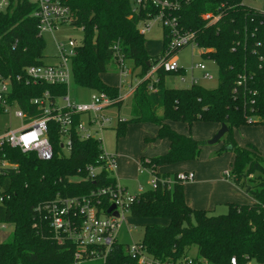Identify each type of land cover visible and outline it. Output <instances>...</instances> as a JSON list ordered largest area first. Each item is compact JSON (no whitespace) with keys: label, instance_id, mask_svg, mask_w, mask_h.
Here are the masks:
<instances>
[{"label":"trees","instance_id":"16d2710c","mask_svg":"<svg viewBox=\"0 0 264 264\" xmlns=\"http://www.w3.org/2000/svg\"><path fill=\"white\" fill-rule=\"evenodd\" d=\"M57 1L70 9V25L83 33L81 42L75 41L70 62L75 84L104 92L119 107V88L101 79L108 66L115 64V47L124 63L131 62V72L137 70L139 82L132 93L129 118L117 121L116 138L125 134L130 123H152L158 127L156 138L169 141L166 153L140 158V166L157 178V184L136 195L127 210L133 218L167 221L141 225L138 243L145 254L153 262L179 264L194 248L192 258L198 264H229L231 257L236 264L251 260L264 264V157L252 144L239 146L233 136L235 129L246 124L264 126V15L238 0H190L182 5L176 13L180 24L194 33L200 56L217 64L218 85L214 89L199 84L166 87L164 77L170 72L158 68L155 80L146 77L164 55L165 37L160 52L149 55L128 0ZM36 9L34 0H8L0 10V74L10 87L7 104L31 118L42 114L32 99L47 93L54 102L66 95L67 88L66 84L32 83L26 75V68L45 63V42L33 15ZM206 13L219 18L209 24L203 19ZM174 74L181 75L183 70ZM79 121L80 115H75L67 154L53 120L47 122L49 159L0 146V224L12 225L11 233L0 242V264H139L127 244L115 242L107 253L101 247H78L66 233H56L50 226L45 205L52 202L88 197L103 212L110 206L108 195L90 196L113 187L116 179L103 167L94 176L88 173L89 166L103 164L101 141L80 139ZM168 121L184 123L188 129L194 122L225 124L216 154L233 153L226 178L251 202L228 203L224 214L191 208L183 183L175 179L170 184L168 176L159 175L156 168L196 160L201 143L176 132ZM2 161L7 165L2 166Z\"/></svg>","mask_w":264,"mask_h":264},{"label":"built area","instance_id":"2783aa9c","mask_svg":"<svg viewBox=\"0 0 264 264\" xmlns=\"http://www.w3.org/2000/svg\"><path fill=\"white\" fill-rule=\"evenodd\" d=\"M37 9L33 15L38 20V32L52 33L58 25L70 24L72 15L70 9L57 0H34ZM131 5V12L137 17V30L139 34L145 35L154 26H159L165 37L166 46L164 55L159 58L156 65L151 67L146 77L151 76L156 69L162 68L164 72L175 73L182 70L177 64L176 53L188 45L195 44L194 33L183 29L179 16L176 14L182 5L190 0H128ZM240 3L256 2L258 0H238ZM8 0H0V10L7 6ZM264 15V0L262 8L258 10ZM218 15L206 13L203 19L209 24L218 20ZM196 45V44H195ZM75 40L70 39L66 44L55 42L56 56L55 62L40 66H30L26 68V75L32 83L45 82L48 84H66L71 72V57L74 55ZM115 64L119 70V75H127V67L123 57L115 47ZM201 71L202 79H211L203 64L197 63L190 68V79L188 86L197 84L198 79L192 75L193 71ZM182 75V74H181ZM185 82L184 78H180ZM10 92L8 80L3 79L0 74V105L3 113L13 114L20 119L22 124L15 129H8L0 134V146L6 144L11 148H18L21 152H35L39 159L45 160L52 156V149L47 138V122L55 121L59 125L60 146L67 154L71 147V128L73 117L80 115V121L76 125V133L82 140L95 138L94 133L110 126L111 118L104 113L108 107L114 106L116 99H111L104 92H94L90 96V101L76 103L71 101L67 95L56 101H51L47 93L41 98L32 99V104L42 111L39 117H28L26 113L18 108L7 104V96ZM120 99V96L118 97ZM58 100L62 103L59 104ZM86 115L87 119H82ZM102 147V146H101ZM103 164L100 166H89L87 168L90 176L97 174L101 167L105 168L112 176L117 165L115 154H107L103 151L100 156ZM2 166L7 163L2 161ZM142 168V167H141ZM145 169V168H143ZM175 179L180 182H189L194 179L192 172L177 173ZM228 172H225V176ZM154 188L157 178L152 174L150 181ZM108 195L110 205L114 204V211L117 216L107 214L99 208L96 201L88 197L67 198L63 201L52 202L45 205L49 213L50 226L56 233H66L78 247H101L107 253L111 246L117 242L118 231L125 220L129 205L134 201L136 195L128 194L119 184L111 188H101L91 192L90 196ZM108 209V208H107ZM129 253L137 259L139 264H161L153 262L141 248L140 244L134 243L128 246ZM80 256L77 253L76 257ZM179 264H198L192 257H186ZM229 264H236L234 257L230 258Z\"/></svg>","mask_w":264,"mask_h":264},{"label":"rangeland","instance_id":"374dc122","mask_svg":"<svg viewBox=\"0 0 264 264\" xmlns=\"http://www.w3.org/2000/svg\"><path fill=\"white\" fill-rule=\"evenodd\" d=\"M263 0H258L256 2H248V4L258 10L262 8ZM42 37L45 42V49H44V55H45V63L46 64H52L55 62L54 57L56 56V49H55V42L64 43L66 44L68 40L73 39L76 42H81L83 39V33L81 29H77L73 27L72 25L68 23L60 24L55 29H53L52 33H43ZM146 39L145 48L148 54L155 55L158 53V51L161 48L162 45V33L160 31L159 26H154L150 32L146 33L144 35ZM200 49L195 44H190L183 49L179 50L176 53L177 57V64L178 66L184 71L182 75L174 74V73H168L164 77V85L166 87H187L188 81L190 77V68L194 66V64L201 63L205 66L206 72L212 77L211 79L202 80L199 79V85H202L203 87L207 89H214L218 85V67L217 64L210 59H204L200 56ZM125 65L127 67V75L123 77V80L125 83H128L130 77L134 81H138L137 77V70L133 71L130 74L131 71V62H125ZM115 64H111L108 66L107 71L101 75L102 80L111 86L118 85V76L115 73L114 69ZM130 70V71H129ZM194 77L199 78L201 76V71L198 69H195L193 71ZM156 78V74H152V79ZM180 78H184L185 82H181ZM66 95L68 98L76 103H85L90 101V96L94 93L93 90L89 88H83L75 84L73 81L72 74H70L69 79L66 83ZM125 88L121 89L120 97H123L125 94ZM58 103L61 104L62 102L58 100ZM129 109H130V99H124L122 100L119 107L113 106L111 108V111L114 113H118V119L125 120L129 118ZM87 116H83V119H85ZM201 123H207V122H201ZM22 124V121L16 117L13 116V114L10 113H3L0 115V134L5 132L8 129H15L19 127ZM116 121L111 122V125L101 131H98L94 133V137L101 141L102 149L107 154H116L118 156V167L114 170V174L116 173L118 176L120 175V172L124 170H128V164L130 163V153L134 151L135 148L130 149L131 146L129 143L128 136H131L130 131V125L132 123L128 124L126 126L125 134L121 137L116 138L114 127H115ZM202 126V124H200ZM190 131V130H189ZM236 135L239 139V142L242 144H247L249 141H252L253 143L257 144V147L262 152V155H264V126L259 124H246L243 126H240L236 130ZM251 139V140H250ZM129 140V141H127ZM209 140V139H208ZM208 140L202 139L199 141L202 146H215L222 143L221 141L215 143V144H208ZM236 141V140H235ZM135 142V141H134ZM239 146L240 144L236 142ZM137 142L134 143V147H136ZM217 152V151H216ZM216 152L212 153L211 156L218 157L221 156L223 153L230 152V151H224L221 154H216ZM264 157V156H263ZM199 158V157H198ZM197 158V159H198ZM196 159V160H197ZM193 161V160H190ZM126 162V163H125ZM138 163V162H137ZM140 163V160H139ZM123 166V168L121 167ZM230 170V168H229ZM227 170V172H229ZM131 171V169H130ZM161 176H168V181L170 184H173L175 182V175L172 172L171 174H159ZM120 177V176H119ZM126 177V176H125ZM120 177L121 183L126 184L128 186V194L134 195V193L140 194V192H145L152 187L150 181L152 178V173L148 169H143L142 172L137 173L136 176L128 178ZM226 178V176H225ZM183 184L185 182H182ZM141 186V190L139 191L138 187ZM248 197V196H247ZM227 209L220 212L219 210L216 211V214H224L226 213ZM142 224L135 220V218L131 217L128 213L125 214V220L122 222L120 230L117 235L118 243L127 244L128 246H132L134 243H137L142 238ZM12 231V225H3L0 224V242L4 241L9 233ZM194 255V254H191ZM98 263V262H96ZM201 264H204L201 262ZM249 264H257L254 260H251Z\"/></svg>","mask_w":264,"mask_h":264},{"label":"crops","instance_id":"0c3cea01","mask_svg":"<svg viewBox=\"0 0 264 264\" xmlns=\"http://www.w3.org/2000/svg\"><path fill=\"white\" fill-rule=\"evenodd\" d=\"M160 50L158 51V53L160 52ZM113 70L118 76V85H116V87L119 88V92H121L122 88H125L126 90L123 97H120L121 102L122 100L128 98L130 99V103H131L132 93L139 80L138 81L135 80L133 83V79L130 77L128 83H125L123 77L119 75V70L116 64ZM131 73L132 72L130 71V74ZM192 75L194 76L193 73ZM150 77L152 78V75ZM197 79L199 80L202 78L200 76ZM197 84H199L198 81ZM112 107L113 106L106 108L104 110V113L111 118V122L116 121L117 123V121L120 119H118L117 112L114 113L113 111H111ZM158 113L160 114L161 111L159 110ZM86 119L87 117H85L84 120ZM167 123L176 132L184 135H190L193 139L197 141H200L201 138L205 140L210 139L213 135L216 134V132L220 128L219 123L194 122L191 125L190 129H188V127L184 123L171 122V121H168ZM200 124H202V126H200ZM130 127H131L130 128L131 136H128L129 138H127L130 141L129 140L127 141L131 143L130 149L133 148L135 149L134 151L130 150L131 164L125 162L128 165L127 166L128 170H126L125 172L124 170H122L120 172L119 176L120 177L126 176L125 178H128L129 176L134 177L136 176L137 173L143 171V168H141L139 163L140 158L156 157L166 153L167 150L169 149V141L167 139L156 138L158 132V127L156 125L152 123H132ZM236 130L237 129L233 131V136L236 142L240 144V146L252 144L257 148V150L262 155V152L259 150L256 143H253L252 141H249V143L247 144L240 143L236 135ZM134 141L137 142L136 147H134V143H135ZM220 148H221V144L215 146H202L199 154V158L197 160L161 165L156 168V172L158 174H171L173 172L174 175L177 173L192 172L194 174V179L192 181L185 182L183 184V192L186 203L193 209L206 210L208 212L216 214L217 210H219L220 212L226 210L228 203H250L251 199L247 197V195H245L241 190L235 187V185L231 183L227 178H225V172H227V170L231 168L234 159L233 153L226 152L218 157L211 156L212 153L218 151ZM116 158H117V165L115 169H117L118 167L117 155ZM121 167L123 168V166ZM113 176L115 177L116 182L119 184V186L122 187L126 192H128L129 191L128 186L126 184L121 183L120 177L116 173ZM138 189L140 191L142 189L141 186H139ZM134 195H138V193H134ZM135 220H138L141 224L153 222V223H159L165 225L167 223L166 220H162V219L150 220V219L135 218ZM195 252L196 251L194 248L191 249L188 256L194 257Z\"/></svg>","mask_w":264,"mask_h":264},{"label":"water","instance_id":"95a60500","mask_svg":"<svg viewBox=\"0 0 264 264\" xmlns=\"http://www.w3.org/2000/svg\"><path fill=\"white\" fill-rule=\"evenodd\" d=\"M227 128L225 126V124H220V128L219 130L216 132L215 135H213L209 140H208V144H215L217 142L220 141V139L222 138V136L224 135V133L226 132ZM230 148V147H228ZM115 206L114 204H111L108 209L106 210L107 214H112L113 216H117V212L114 211Z\"/></svg>","mask_w":264,"mask_h":264}]
</instances>
